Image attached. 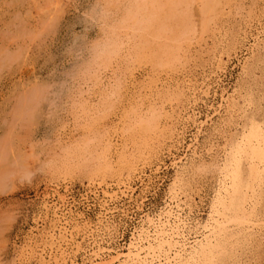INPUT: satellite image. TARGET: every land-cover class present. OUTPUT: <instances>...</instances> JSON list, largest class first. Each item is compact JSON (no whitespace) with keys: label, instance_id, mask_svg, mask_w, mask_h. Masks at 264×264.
Returning a JSON list of instances; mask_svg holds the SVG:
<instances>
[{"label":"rangeland","instance_id":"rangeland-1","mask_svg":"<svg viewBox=\"0 0 264 264\" xmlns=\"http://www.w3.org/2000/svg\"><path fill=\"white\" fill-rule=\"evenodd\" d=\"M112 1L0 0V264H37L31 256L21 260L19 251L42 215L43 197L57 187L63 193L68 189L76 214L95 223L101 210L92 189L131 178L138 188L135 197L140 201L145 196L143 211L157 213L176 185L186 215L202 227L223 178L220 168L234 143L252 123L263 129L264 140V0H224L207 28L203 0H192L187 16L195 32L182 42V60L176 65L160 67L147 56L132 59L128 43L112 66L101 70L102 78L93 81L94 73L89 72L91 78L85 70L95 45L107 39L125 10V0L115 5ZM123 32L127 38L130 31ZM164 39L161 44H177ZM119 77L121 96L107 114L100 112L105 89ZM224 96L229 104L224 101L221 107ZM152 107L162 112L159 127L145 133L139 117H147ZM194 114L197 123L190 122L176 154H187L197 166L181 174L171 156H161L170 144L166 136L172 123L166 124L167 116L175 123L178 116L181 122ZM192 143L195 157L188 150ZM74 146L85 155L75 154ZM161 158L164 167L155 173ZM138 165L154 175L149 190L142 193ZM242 168L247 176L246 161ZM261 185L249 204L257 206L252 224L232 226L236 234L225 252L228 260L221 264H264V181ZM131 202L124 198L111 205L127 209L128 216L116 212L118 228L101 243L104 259L126 251L132 239L144 212ZM79 241L70 249L68 264L73 258L74 264H83L91 254L77 252Z\"/></svg>","mask_w":264,"mask_h":264},{"label":"bare ground","instance_id":"bare-ground-1","mask_svg":"<svg viewBox=\"0 0 264 264\" xmlns=\"http://www.w3.org/2000/svg\"><path fill=\"white\" fill-rule=\"evenodd\" d=\"M115 1L116 0L112 1L111 3L115 5L113 3ZM122 1L124 2V0ZM191 1L192 0H125V10L124 12L121 10L123 15H120L121 17L119 22L113 25L112 29L110 28V35L107 37V39L105 41H103V39V42L101 41V43L95 45V51L93 50L92 52L94 53L93 58L91 57L92 61L90 60L91 62L88 66H86L87 70L85 71H87L88 74L89 72L91 74L94 73L93 75L95 77L93 81L96 78L100 80L102 78L101 70L103 71L111 67L114 63V60L123 54L125 46H129L128 43L132 44L133 51L131 50L132 52L129 54L132 59L134 58L135 60H140L147 56L148 59L151 58L155 64L160 67H171L176 65V63H178L179 59L182 57L179 56L180 47L184 46H181L182 42L186 41L187 38L191 34L193 35L195 32V26L187 16L188 8L192 3ZM223 1L224 0H203V14L206 16V19H204V28H207V26L210 24V21L213 19L212 16L218 13L219 6ZM120 2L118 0L117 3ZM122 8L124 7H121V9ZM195 14L197 13L195 12ZM102 15L103 14H101V16ZM106 19H104V21ZM108 24L110 25L109 22L107 25ZM210 27L211 26H209V28ZM106 29L108 30V28ZM124 30L130 31V35L128 34L127 38H124L125 34L124 36L122 34L124 33ZM109 31L106 33H109ZM260 33L261 31H259V34ZM259 34L256 35V43H258L260 40ZM162 38L167 39V41H175L179 45L175 43L164 44L165 41L162 42L163 44H161V41L159 40ZM256 45L259 47V44ZM255 49L256 48H254V50ZM88 74L85 75L88 76ZM121 89L122 81L119 77L116 80V84H110V87L105 89V101L102 100L103 103L101 107L98 104L100 112L107 114L111 108L114 107L116 101L115 98L121 96ZM206 93L210 94L209 92ZM224 101H228L225 96L223 97V103L221 104V107L224 106ZM227 103L229 104V102ZM85 104L86 103H84V106ZM158 110L157 108L152 107L150 110L151 113L149 115L147 113V117L144 118V116H140L139 122L136 120L139 123L141 130H143L145 133L153 131L159 127V119L161 118L160 114L162 112L161 110L158 112ZM162 110H165V108L163 107ZM216 112L218 111L216 110ZM179 116H182V114L180 113ZM179 116L176 118L175 123L171 119V115L167 116L166 124L172 123V126L169 127L170 135H167V138H165L166 140L170 141V144L164 149V151L161 150L163 152L161 156L163 157L165 154L171 156L173 158L172 165L178 168V173L182 174L188 169L195 170V167L197 166L195 162H190V160L193 161V159L189 160L187 154L184 158L182 156L177 157L176 154V151L184 146L185 140L187 139L186 134L190 127V122L193 121V123H197V119H195L196 114H194V116H188L186 119L179 122ZM252 125L254 124L252 123ZM252 125L251 129H249L250 131L248 133L242 134L243 136L241 135L239 141L237 140L236 143H234L230 157L227 158L223 167H219L223 173V178L221 177L222 179L220 181L219 189L217 190L212 201L208 220H206L207 222H205L203 226L200 225L202 227H198V224H201L200 222L194 225L191 221L190 215H186L187 209L183 205L184 200L181 198V192L176 185L170 188L165 206L157 213L145 212V210L143 211L145 196H141L142 199L140 201L138 197H135L136 192H138V188L133 185L131 178L127 179H131L130 181H117L113 184L109 182V184L107 183L105 186L92 189L91 192L98 201V206L101 210L100 215L98 214V220L95 223L84 218V214H78L79 212L76 214L74 207H72L74 201L70 200L68 189L66 188V192L63 193L56 186L57 188L53 190L54 193H47L46 196L43 197L44 201L42 215L36 218V226L32 229V235L20 248L19 254L21 260H25L26 257L31 256V259L37 260V264H68V261L71 257L70 249L80 238L82 241L77 243V252L88 253L91 251L89 257L85 256L87 259L85 261L83 260V264H116L117 262H120L121 264L223 263V261L227 259L225 252L228 250L229 245L232 244L231 239L234 238L236 234L231 231L232 226L235 227L234 224L236 223H240L242 225L253 222L252 219L257 206L255 201L254 205L249 204L253 199L257 198L256 196L259 193L257 186H260L264 181L263 129L260 126ZM99 140H101V138ZM194 141L192 140V142ZM88 145L89 143H86L85 147ZM107 146L109 148V145ZM76 149L73 150V152L78 155L81 154L82 156V148L80 149L78 146ZM189 149L192 150L194 157L196 154H198L194 143L188 146V150ZM69 150H71V148H69ZM103 154L105 155L104 152ZM67 157H69L68 154ZM124 157L125 156H123L122 159H124ZM163 160L164 158L159 160L155 173L164 167L162 165L164 162ZM245 161L248 164L247 176L243 175L242 168L243 162ZM165 164L166 163H164V165ZM138 166L139 173L137 174V178L141 183L142 188L140 190L142 193L149 190L150 184L154 181V175L147 172L146 167H140L141 165ZM89 197L86 198L88 199ZM52 198L55 199L53 200ZM124 198L138 203V209L142 210L144 213L141 215L139 224L132 233V239L127 246L126 251L119 252L117 255L111 256L110 259H104V251H102L103 249L101 247V243L104 242L108 236L114 234L118 228V224L116 223L115 219L116 212L127 215V209L120 208L117 205H111L122 201ZM189 213H191V210ZM238 242L239 241H237V243ZM233 247L234 246H232V248ZM232 253L234 254V252ZM232 253L230 257H232ZM74 259L75 258H73L72 261L73 264L77 261ZM97 259H101L102 262L96 263Z\"/></svg>","mask_w":264,"mask_h":264}]
</instances>
